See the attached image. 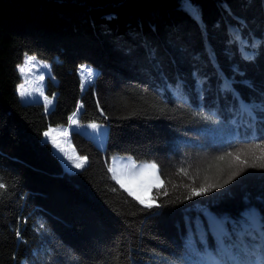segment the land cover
<instances>
[{"label":"trees","instance_id":"1","mask_svg":"<svg viewBox=\"0 0 264 264\" xmlns=\"http://www.w3.org/2000/svg\"><path fill=\"white\" fill-rule=\"evenodd\" d=\"M26 55L51 65L49 111L20 98ZM77 109L106 138L72 130L88 162L69 172L44 133ZM260 142L264 0H0V264H232L244 225L264 235V175L193 195L196 171ZM114 154L157 165L153 207L113 179Z\"/></svg>","mask_w":264,"mask_h":264},{"label":"rangeland","instance_id":"2","mask_svg":"<svg viewBox=\"0 0 264 264\" xmlns=\"http://www.w3.org/2000/svg\"><path fill=\"white\" fill-rule=\"evenodd\" d=\"M238 36L239 33L236 31ZM26 56H34V55H26ZM26 56L24 57L23 61L25 60ZM36 59L33 62V65L29 66L30 71L24 74L23 76L20 74L21 77V83L24 84V88L22 91L25 92V95L22 97L20 95V98L23 103H33V102H42L47 106V110L49 111L52 109L54 100L51 104H47V101L43 99V97L40 95L42 92L44 95H46V86L48 79L52 78V69L51 65L47 62H44L34 56ZM23 63V62H22ZM21 63V64H22ZM89 67V66H88ZM91 68V67H90ZM50 73V74H49ZM43 75L44 79L40 80L39 76ZM96 75V72H95ZM95 77V76H94ZM93 81V80H92ZM91 81V82H92ZM20 83V84H21ZM89 83H86L84 87H86ZM70 123V122H69ZM234 123V122H233ZM92 124H73L71 126V129H69V125L65 128H57L54 129V131L51 133L52 137H54L57 142L61 144V147L64 148L65 152L72 156L73 160H75L77 163H82V167L77 168L73 166L72 162L69 161L67 158L64 157V154L59 152L57 148L54 147L55 152L59 158V160L62 162L65 170L69 172L78 171L82 169L86 164L87 160L79 159L77 160V156L80 158H83V156H80L73 144L70 140V133L72 130H79L94 140V142L98 146H104L105 138H106V126L104 125H97L96 128L90 127ZM67 131V135H61L62 132ZM47 140H49V137H46ZM258 144H264V142L260 143H251V144H238L235 146L230 147L226 151V153H222L218 156H216L214 159H205L203 166L201 167L198 165L197 167V181L198 185L204 186L208 189L207 192L214 193L217 196H223L224 194L228 193L231 189L236 188L239 183L244 181L245 179L251 178V176H262L264 175V169L260 167H246L243 164H241L239 161L235 160V155L239 153L242 160L247 159L249 164L255 162L259 164L260 162H264V159H258V158H264V151H262L260 148L255 147V145ZM53 145V144H52ZM229 153H232V155H228ZM220 157H224V159H220ZM131 161H134L130 158ZM136 168L132 169H124L123 165L129 164V157L114 154L110 157L109 160V168H114L115 172H110L112 177L115 174L116 176H121L122 174H125L127 171L130 172H138L140 167L144 164H150L145 162H136ZM158 168V167H157ZM242 169V171H241ZM239 171V175H236L235 177H232V173ZM159 175V173H156ZM116 181V179H114ZM227 181V182H226ZM117 182V181H116ZM118 185L121 187V185L118 183ZM130 187L132 190L136 193L137 196L141 200L146 201L147 203H151L153 207V201H152V192L154 190H158L162 187L161 180H156L155 175H148L144 176L141 181L131 184ZM122 188V187H121ZM124 189L127 193L128 191L125 188ZM134 197V196H133ZM135 198V197H134ZM136 199V198H135ZM138 200V199H136ZM139 201V200H138ZM144 205V204H143ZM145 206V205H144ZM246 217H250V212H246ZM243 231H247L248 226H243ZM258 234L259 243L257 244L254 241V233L249 232V235L251 236L248 241V246H245L241 243H235L233 244L234 247H236V250H233L235 252V257L237 264H240L241 261H250L255 260L257 261V264H259L260 261V250L261 248H264V240L262 239V233L259 229V227H254ZM250 253H253V255H250Z\"/></svg>","mask_w":264,"mask_h":264},{"label":"snow or ice","instance_id":"3","mask_svg":"<svg viewBox=\"0 0 264 264\" xmlns=\"http://www.w3.org/2000/svg\"><path fill=\"white\" fill-rule=\"evenodd\" d=\"M35 59L36 58L34 56H26L23 63L20 65H17V71L23 76L24 74H26L27 72L30 71L29 66L33 65V62L35 61ZM80 76H81V88L83 89V87L86 83H90L94 79L95 70L88 67V66L82 65L80 68ZM39 79L43 80L44 76L43 75L39 76ZM23 88H24L23 83H21L20 85L17 86L18 93L22 97L25 95V92L22 91ZM40 95L43 97V99L45 101H47V104H51L52 101L55 99L54 96L51 99H49V97L44 95L42 92L40 93ZM46 110H47V106H46ZM78 114H79V109H77V112L73 114V117L69 118V121H70L69 129H71V126L73 124H76V125L79 124ZM90 127L96 128L97 125L92 124V125H90ZM53 131H54V129H52L50 127L49 130L44 133L45 137H49V142H51L53 144V146L58 149L59 152L63 153L64 157L67 158L69 161H71L73 166H75L77 168L82 167V163H77L75 160H73L72 156H69L65 152L64 148L61 147V144L59 142H57V140L54 137H52L51 133ZM67 134H68L67 131H64L61 133V135H67ZM255 147L260 148L262 151H264V144H258V145H255ZM228 155L231 156L232 153H229ZM234 158H235V160L239 161L241 164H243L246 167H260V168L264 169V162H260L259 164L253 162V163L249 164L247 159H244V160L241 159L239 153H237ZM76 159L77 160L83 159L86 161L87 157L80 158L79 156H77ZM220 159H224V157H220ZM258 159H264V158H258ZM129 161H130L129 164L123 165L124 169L127 170L129 168H132V169L136 168L135 162L131 161L130 158H129ZM109 171L115 172L114 168H111V167L109 168ZM158 171L159 170H158L157 165L155 163L144 164L140 167L138 172L133 173V172L127 171L125 174H122L119 177L114 174L113 179H116L117 183H119L122 188H125L128 191L129 195L134 196L136 199H138L141 204H144L146 207H151L152 204L147 203L144 200H141L139 198V196H137L136 193L132 190L130 185L141 181L144 176H148V175H155V179L159 180L160 177H159V175L156 174V173H158ZM241 171H242V169H241ZM239 174H240L239 171L234 172V173H232V177H235L236 175H239ZM0 187H4V185L2 183H0ZM206 191H208V189L205 188L204 186H201L199 189L193 188L192 194L193 195H201V194L205 193ZM203 264H210V262H203ZM212 264H214V262H212ZM219 264H224V262L220 261ZM232 264H237V262L233 261ZM240 264H257V261H255V260L241 261ZM259 264H264V248H261V250H260Z\"/></svg>","mask_w":264,"mask_h":264},{"label":"water","instance_id":"4","mask_svg":"<svg viewBox=\"0 0 264 264\" xmlns=\"http://www.w3.org/2000/svg\"><path fill=\"white\" fill-rule=\"evenodd\" d=\"M104 152H106V149H104Z\"/></svg>","mask_w":264,"mask_h":264},{"label":"crops","instance_id":"5","mask_svg":"<svg viewBox=\"0 0 264 264\" xmlns=\"http://www.w3.org/2000/svg\"><path fill=\"white\" fill-rule=\"evenodd\" d=\"M93 69V68H92Z\"/></svg>","mask_w":264,"mask_h":264}]
</instances>
